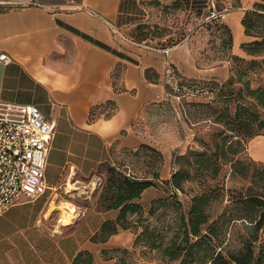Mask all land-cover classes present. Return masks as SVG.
Returning a JSON list of instances; mask_svg holds the SVG:
<instances>
[{
    "label": "crops",
    "instance_id": "0c3cea01",
    "mask_svg": "<svg viewBox=\"0 0 264 264\" xmlns=\"http://www.w3.org/2000/svg\"><path fill=\"white\" fill-rule=\"evenodd\" d=\"M196 1L185 5L191 23L200 12ZM237 2L230 10L212 6L210 14L229 30L231 56L250 59L241 46L254 38L241 21L256 0ZM167 7L184 6L182 0H0V54L9 56L0 63V101L34 105L55 126L47 190L0 216V264H72L81 252L90 253L93 264H114L99 254L132 243L129 231L104 243L89 240L115 218L113 211L94 212L95 229L79 240L64 232L66 226L56 230L61 213L52 204L57 190L93 175L116 148L156 149L163 158L159 182L169 180L171 150L179 142L174 123L160 116L167 103L173 110L182 106L164 97L165 61L191 80L222 81L229 73L225 66L198 69L187 48L163 47L136 34L153 28L152 18ZM159 49H169L168 55ZM244 153L264 163V133L249 138Z\"/></svg>",
    "mask_w": 264,
    "mask_h": 264
},
{
    "label": "trees",
    "instance_id": "16d2710c",
    "mask_svg": "<svg viewBox=\"0 0 264 264\" xmlns=\"http://www.w3.org/2000/svg\"><path fill=\"white\" fill-rule=\"evenodd\" d=\"M210 16L211 14L208 19L211 21L219 20L218 17ZM241 24L245 35L254 40L241 46L252 58L246 61L233 56L235 61L247 65L244 71L237 72L239 79L246 74L245 71H251L260 63L264 64V0L254 3L253 8L243 16ZM225 31L228 33L230 50L231 35L227 28ZM210 83L216 88L215 96L220 95L217 84ZM244 91L250 101L236 105L233 117L226 113L221 114L218 120L231 118V122L227 120L226 123L230 125L229 131L249 139L255 136V131L264 130V87L251 89L246 82ZM226 139L224 136L220 142L215 143L216 159L205 153L189 155L191 165L201 171L202 175L214 178L219 166L227 163L230 176L247 184L237 194H229V204L216 217L213 216V204L221 201L224 196L217 186L203 189L192 196L187 208L177 200L176 193H183V184L190 178L189 173L184 170L173 171L169 180L159 182L158 169L138 177L126 170L122 172L109 168L97 211H113L115 218L104 221L89 240L104 243L119 231H129L134 234L133 246L146 248L149 260L159 264H264V163L240 158L239 142L228 141L226 144ZM139 148L162 162V155L156 149L148 145H140ZM255 163L262 164V168L251 171V166ZM160 185L169 192V196L152 200L145 210L140 203L143 192ZM166 206L173 213L171 224L158 228L147 221L156 216L157 210ZM237 225L242 233L238 235L239 232H236L237 240L233 242L231 230ZM104 253L105 251L101 252ZM72 264H93V257L88 252H81L73 259Z\"/></svg>",
    "mask_w": 264,
    "mask_h": 264
},
{
    "label": "rangeland",
    "instance_id": "374dc122",
    "mask_svg": "<svg viewBox=\"0 0 264 264\" xmlns=\"http://www.w3.org/2000/svg\"><path fill=\"white\" fill-rule=\"evenodd\" d=\"M187 1L182 0L183 9L172 10L167 7L158 11L159 13L152 18L153 28L136 31V34L158 42L157 44L163 47L170 48L181 45L187 48L198 69L224 66L228 69L229 76L226 79L214 81L220 95L215 96L212 101L191 99L192 101L182 103V110L176 106V110H173L172 106L167 103L160 116L162 120L174 123L173 131L179 142L171 150L169 172L181 169L190 175L188 181L183 184V193H176L177 200L184 208H187L192 196L200 193L203 189L217 186L221 188L220 194L224 196L221 197V201L213 204V216L216 217L229 204V194H237V191L247 184L239 178L230 176V167L227 163H222L219 166L218 174L214 178L211 175H202L201 171L191 165L189 155L205 153L206 156L216 159L214 145L226 136V144L239 142L238 156L250 161L244 153L248 138L237 136L229 131L230 125L226 123L227 120L231 122V118L223 121L218 119L221 114L226 113L233 117L236 105L246 104L250 101L244 91L246 82L251 89L264 87V64L260 63L251 71H245L246 74L239 79L237 72L244 71L247 65L235 61L231 56L227 43L228 33L220 20L211 21L208 19L212 6L216 11L230 10L238 5L237 0H197L200 12L199 15L194 16L192 23V17L185 8ZM246 61L248 60L246 59ZM262 133L264 130L255 131L253 135ZM162 164L163 160L161 162L159 159H154L151 153L141 150L139 147L131 150L113 149L109 161L102 164L93 175L88 178H77L74 182H67L55 192L57 194L56 202L52 204V207L56 205L57 211L61 213L60 219L56 222V230L59 226H66L64 232L74 234L76 237L73 238L77 239L95 229L97 222L93 216L94 212L98 210L102 187L108 177L107 170L109 168H116L122 172L126 170L134 176L143 177L151 170L156 169L159 170L160 175ZM261 165L252 164L250 170H258L262 168ZM121 167L123 168L121 169ZM167 196H169V192L160 185L155 189L148 190L141 197L140 203L147 210L152 200ZM172 214L170 207L166 206L157 210L156 216L147 221L161 228L163 225L171 224ZM157 219L158 221H156ZM239 229V225H237L231 230L232 236L234 235L233 242H236L237 236L242 233V230ZM236 232L239 234L237 235ZM130 233L133 239L128 247L105 251L104 254H99L100 258L103 261L114 259V264H139L141 262L159 264L149 260L150 255L147 254L146 248L133 246L134 234Z\"/></svg>",
    "mask_w": 264,
    "mask_h": 264
},
{
    "label": "built area",
    "instance_id": "2783aa9c",
    "mask_svg": "<svg viewBox=\"0 0 264 264\" xmlns=\"http://www.w3.org/2000/svg\"><path fill=\"white\" fill-rule=\"evenodd\" d=\"M159 50L168 55L169 49ZM8 61V55L0 54V63ZM162 78L165 99L178 107L188 99L212 101L216 94L210 82L184 78L169 60ZM54 133L53 122L36 106L0 101V216L47 190L45 166Z\"/></svg>",
    "mask_w": 264,
    "mask_h": 264
},
{
    "label": "bare ground",
    "instance_id": "6f19581e",
    "mask_svg": "<svg viewBox=\"0 0 264 264\" xmlns=\"http://www.w3.org/2000/svg\"><path fill=\"white\" fill-rule=\"evenodd\" d=\"M65 225V224H64Z\"/></svg>",
    "mask_w": 264,
    "mask_h": 264
}]
</instances>
